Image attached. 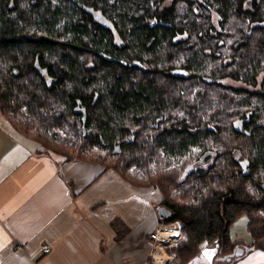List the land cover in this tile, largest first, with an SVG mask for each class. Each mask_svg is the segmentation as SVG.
I'll return each instance as SVG.
<instances>
[{"label":"trees","instance_id":"1","mask_svg":"<svg viewBox=\"0 0 264 264\" xmlns=\"http://www.w3.org/2000/svg\"><path fill=\"white\" fill-rule=\"evenodd\" d=\"M165 4L0 0V112L23 137L39 144L46 134L58 140L52 152L68 161L120 172L153 170L150 179L161 193L160 207L170 212L159 221L178 226L182 237L167 249L179 264L193 260L203 243L216 245L219 263L238 259L235 253L244 248L232 240L230 230L243 217L251 239L247 248L264 251V124L254 120V108L246 118L242 97L229 95L227 89L218 87L214 98L201 79L207 74L199 75L200 63H150L139 69L120 56H101L95 63L92 49L108 48L91 38L98 34L94 30L107 34L112 27L138 60L136 50L149 43L152 50L155 36L165 32L186 34L200 43H233L245 37L264 43V0H202L198 10L204 13H164ZM151 25L159 29H144ZM234 28L235 34L230 32ZM254 51L250 67L264 60V47ZM224 58L217 54V72H226ZM243 64L240 55L239 74ZM178 68L187 77L172 75ZM238 120L244 121L243 129L234 126ZM114 147L119 155L112 153ZM163 153L164 160L153 159ZM206 154L204 165L192 159Z\"/></svg>","mask_w":264,"mask_h":264},{"label":"crops","instance_id":"2","mask_svg":"<svg viewBox=\"0 0 264 264\" xmlns=\"http://www.w3.org/2000/svg\"><path fill=\"white\" fill-rule=\"evenodd\" d=\"M35 142L0 112V264L149 262L151 235L171 227L159 221L162 196L151 179L138 170L68 161ZM175 227L170 249L182 240ZM239 243L238 259L219 263L216 245L203 243L188 264H264L263 250ZM43 245L51 250L39 255Z\"/></svg>","mask_w":264,"mask_h":264},{"label":"flooded vegetation","instance_id":"3","mask_svg":"<svg viewBox=\"0 0 264 264\" xmlns=\"http://www.w3.org/2000/svg\"><path fill=\"white\" fill-rule=\"evenodd\" d=\"M166 2L164 7V13H204V11L198 10L201 8L202 0H163ZM179 1L177 8L170 6L171 2ZM247 10V9H245ZM209 13H216L212 11ZM99 15V14H98ZM99 18H102L99 15ZM102 20V19H101ZM104 25V24H103ZM109 26V25H108ZM107 27V25H104ZM103 28V27H102ZM217 25H214V29L217 30ZM105 29V28H103ZM144 29H159V26H147ZM221 29V28H220ZM106 34L101 30H94L98 32L97 35H92V39L98 38L100 44L107 49H92V56L94 62L100 61L98 57L105 56L107 58H113L117 60V56L123 57L124 60L129 62V65H135L139 69H143L142 66L150 63L168 64V63H179L181 65L200 63L198 72L201 75L206 73V76L201 77L202 80L206 81L211 86L213 97L216 98L218 87L221 89H227L228 94L231 96H241L243 111L245 112L246 118L251 114L250 108H254L253 118L255 121H259V124H264V60H260L258 66L250 67L248 60L249 56L255 54L254 49L264 47L263 41L249 40L245 37V41L238 42H227L218 44L216 40L210 43H200L193 41L192 38L188 40L186 34L183 35H170L165 32L164 34H158L155 36L158 42L152 50H149L150 44H147L145 48L136 50L140 53V60L133 57L134 50H131L123 45L119 41V37L111 27ZM233 34L236 33V28L231 29ZM213 36H216L213 34ZM200 37V35L198 36ZM110 39V40H109ZM161 39V41H159ZM253 39H258V36H254ZM111 41V47L110 46ZM109 43L106 46V43ZM222 46V48H218ZM205 48L202 50V48ZM105 50L107 53H105ZM225 55L223 63L228 64L226 72H217V54ZM177 55V59L174 58ZM242 55L244 57V64L242 66V73H238V57ZM171 56V57H169ZM119 61V60H118ZM93 61H89V65L93 64ZM123 62L124 61H120ZM190 62V63H188ZM172 75H180L187 77L186 71L183 68H178L172 71ZM193 77L198 76V73L192 75ZM200 87H196L195 91H200ZM197 96V95H195ZM212 108L217 109L216 101H212ZM247 122V119L245 120ZM238 129L244 128V121L238 120L234 123ZM153 127H157L156 125ZM113 153V152H112ZM121 152H118L119 155ZM206 155L193 157V160H198L201 165H204ZM166 154H162L160 157H153L155 160H164ZM245 163H242L244 165Z\"/></svg>","mask_w":264,"mask_h":264},{"label":"built area","instance_id":"4","mask_svg":"<svg viewBox=\"0 0 264 264\" xmlns=\"http://www.w3.org/2000/svg\"><path fill=\"white\" fill-rule=\"evenodd\" d=\"M175 228L178 229V226H176ZM171 230H172V227L170 228L160 227L157 231H155L151 235V240L153 243V257H150L149 262H146L145 264H149V263L156 264V261L158 259H163L164 261L163 264H167L169 262L167 257H171L174 260L176 259L174 255L170 256L168 255L169 253L167 252V249H170L174 244L173 242L174 237H168V235H166L170 233ZM50 250H51L50 246L43 245L39 251V255H46L50 252Z\"/></svg>","mask_w":264,"mask_h":264},{"label":"rangeland","instance_id":"5","mask_svg":"<svg viewBox=\"0 0 264 264\" xmlns=\"http://www.w3.org/2000/svg\"><path fill=\"white\" fill-rule=\"evenodd\" d=\"M45 136L42 137L40 144L43 146V149L52 152V149L57 148L59 146L60 142L58 140L52 138V136L49 134H46ZM32 146L38 147L39 144H37V142H35ZM133 170H138V169L132 168L131 170H129V172L133 171ZM150 170H152V167L150 168ZM138 171H141L144 174H146L149 179L153 175V170L152 171L138 170ZM246 224H247L246 218H244V217L239 219L236 223L233 224V226L231 227V230H230V232H231L230 235H231V238L233 241L244 242L245 244H248L251 242V239L246 232ZM169 226L173 227V225H169Z\"/></svg>","mask_w":264,"mask_h":264},{"label":"water","instance_id":"6","mask_svg":"<svg viewBox=\"0 0 264 264\" xmlns=\"http://www.w3.org/2000/svg\"><path fill=\"white\" fill-rule=\"evenodd\" d=\"M88 12L93 14V12L90 11V10H89ZM93 15L99 20V22H101L102 24H106L105 21L100 20V18L98 17L97 14H93ZM82 122H83V127H82V129H83V131H85V123H86V116H85V113H83ZM118 152H120V149H119L118 147H114V149H113V154L115 155V154H117ZM157 215H158V218H159L160 220H165V219H167V218L170 217V212H169L166 208H164V207H158V208H157ZM242 254H243V250H238V251L235 253V256L240 257Z\"/></svg>","mask_w":264,"mask_h":264},{"label":"bare ground","instance_id":"7","mask_svg":"<svg viewBox=\"0 0 264 264\" xmlns=\"http://www.w3.org/2000/svg\"><path fill=\"white\" fill-rule=\"evenodd\" d=\"M166 235H168V237H173V230L170 233L166 234Z\"/></svg>","mask_w":264,"mask_h":264}]
</instances>
